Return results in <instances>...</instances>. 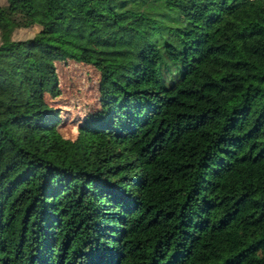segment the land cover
I'll use <instances>...</instances> for the list:
<instances>
[{
  "label": "trees",
  "instance_id": "1",
  "mask_svg": "<svg viewBox=\"0 0 264 264\" xmlns=\"http://www.w3.org/2000/svg\"><path fill=\"white\" fill-rule=\"evenodd\" d=\"M0 264H264V0L0 3Z\"/></svg>",
  "mask_w": 264,
  "mask_h": 264
},
{
  "label": "rangeland",
  "instance_id": "2",
  "mask_svg": "<svg viewBox=\"0 0 264 264\" xmlns=\"http://www.w3.org/2000/svg\"><path fill=\"white\" fill-rule=\"evenodd\" d=\"M5 0H0L4 3ZM38 29L37 26L15 29L13 37L24 38ZM60 92L47 99L61 109L62 121L58 129L65 136L76 134V125L85 113L96 106L98 71L90 64L71 59L55 62Z\"/></svg>",
  "mask_w": 264,
  "mask_h": 264
}]
</instances>
